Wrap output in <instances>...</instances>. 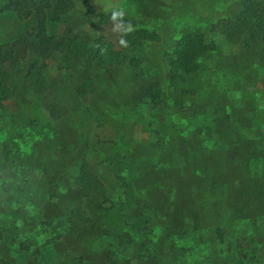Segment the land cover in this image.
<instances>
[{"label": "rangeland", "instance_id": "obj_1", "mask_svg": "<svg viewBox=\"0 0 264 264\" xmlns=\"http://www.w3.org/2000/svg\"><path fill=\"white\" fill-rule=\"evenodd\" d=\"M8 4L0 44L37 23ZM74 4L59 19L46 11L50 35L116 46L104 16L123 8L159 40L129 53L141 72L129 59L87 68L15 49L0 106V264H264V0ZM243 12L259 15L257 28L227 38L249 25ZM179 39L211 51L173 84ZM149 82L158 95L143 96ZM84 159L102 196L75 181Z\"/></svg>", "mask_w": 264, "mask_h": 264}, {"label": "trees", "instance_id": "obj_2", "mask_svg": "<svg viewBox=\"0 0 264 264\" xmlns=\"http://www.w3.org/2000/svg\"><path fill=\"white\" fill-rule=\"evenodd\" d=\"M74 5V0H9L8 8H11L21 19L26 20L36 14L37 23L32 27L31 32L12 41L0 44V106H2L3 99L8 97L7 83L10 77H12V69L14 67L13 64L8 63L11 61L15 49L17 50L19 48H23L25 52L29 51L28 53H31L41 60H46L55 54L80 56L84 58V65L87 68H90L94 62H97L101 66L110 69H124V63L129 59L133 63L136 71L141 72V60H137L135 57L130 58L129 53L131 50L138 49V47L140 48L144 44L158 41V34L155 31L143 27H135L132 23L134 31L124 36V39L128 42L127 47H122L119 42L114 46L100 37L91 40L81 36L55 38L54 35H50L46 30V11L50 10L52 16L55 19H59L69 14L74 8ZM147 10L149 11L148 8ZM147 10L145 8V13H148ZM262 10L260 8V20L263 16ZM241 14L247 18L250 26L245 25L235 28L233 32L237 34V37L233 33L223 30L227 38L238 39L242 34L247 33L246 31H254L257 28L259 15L257 19L252 20V13L243 12ZM104 17L107 20H111V13ZM124 20L125 22L130 21L126 17H124ZM242 20L244 18H241L240 25L244 24ZM196 43V41H184V39H179L175 42L173 50L174 53L176 52V57L168 64L171 83L177 84L180 79H183V76L179 75L181 70L185 72L189 71L188 73L195 72L197 60L211 51L203 49L204 46L200 44L196 45ZM101 49H105V51L102 53ZM35 90L38 92L42 91L39 89V85H36ZM143 90V96L148 97L149 94L156 96V94L158 95L157 91H160V86L157 82H149ZM75 181L81 187L85 196L92 197L95 194L102 196L103 190L99 172L94 170L90 163L85 162V159L82 161L80 174ZM124 191L126 195L133 196L131 186Z\"/></svg>", "mask_w": 264, "mask_h": 264}, {"label": "clouds", "instance_id": "obj_3", "mask_svg": "<svg viewBox=\"0 0 264 264\" xmlns=\"http://www.w3.org/2000/svg\"><path fill=\"white\" fill-rule=\"evenodd\" d=\"M126 13L123 8H113L111 11V21H112V28L111 32L113 33H119V44L122 47H127L128 42L126 39H124V36L134 31V26L132 23L125 22L124 17ZM99 47V45H97ZM105 49H101V52L103 53Z\"/></svg>", "mask_w": 264, "mask_h": 264}]
</instances>
